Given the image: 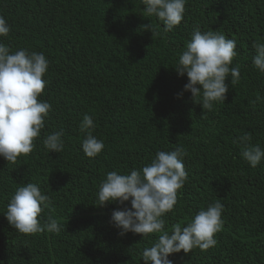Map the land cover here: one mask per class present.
Returning <instances> with one entry per match:
<instances>
[{
    "label": "trees",
    "instance_id": "trees-1",
    "mask_svg": "<svg viewBox=\"0 0 264 264\" xmlns=\"http://www.w3.org/2000/svg\"><path fill=\"white\" fill-rule=\"evenodd\" d=\"M143 7L141 0H0L10 25L0 42L44 53L49 69L38 99L52 105L33 151L15 163L0 158L2 264H142L155 236H121L111 215L123 206L98 207V186L108 172L142 168L176 147L186 153L187 180L164 217L166 230L186 226L217 198L224 211L216 245L173 254L172 264H264V160L251 167L233 142L248 133L264 148V73L252 64L253 44L264 42V0H187L181 24L167 32ZM149 22L154 35L142 28ZM196 27L236 41L230 67L239 66V80H226V99L211 111L183 92L187 76L175 71ZM85 114L105 145L95 158L81 148ZM60 130L64 150L49 153L42 141ZM30 181L51 196L41 221L52 216L59 233L19 234L3 215Z\"/></svg>",
    "mask_w": 264,
    "mask_h": 264
},
{
    "label": "clouds",
    "instance_id": "clouds-1",
    "mask_svg": "<svg viewBox=\"0 0 264 264\" xmlns=\"http://www.w3.org/2000/svg\"><path fill=\"white\" fill-rule=\"evenodd\" d=\"M141 2L144 14L157 18L166 32L179 26L184 19L187 0ZM142 28L155 34L150 22ZM9 32V23L0 16V37L8 36ZM253 48V67L264 73V42H255ZM235 49L236 41L221 32L201 31L196 27L179 53L175 71L179 77L187 76L183 92H190L193 101L203 110L211 111L215 103L225 101L229 77L231 85L238 82L239 66L230 67L237 56ZM48 69L49 60L44 53L27 49L12 52L0 42V158L7 163H15L21 155L33 151L34 141L52 111L49 102L38 99L46 87L43 77ZM94 128L92 117L85 114L79 129L84 134L82 151L89 158L97 157L105 147L104 142L92 134ZM63 135L62 130L46 135L42 141L44 148L49 153L62 152ZM251 140L252 136L245 133L233 142L243 146V159L255 168L264 160V148L251 144ZM184 156L186 153L181 147L158 151L142 168H133L125 174L108 172L98 186V207L110 203L123 206L111 215V222L121 236L129 232L143 239L155 236L151 246L142 251V264H172L169 257L173 254L181 251L189 254L194 248L205 251L217 243L214 237L222 229L224 211L218 198L194 214L186 226L176 223L170 231L166 230L164 217L173 210L178 192L187 180ZM126 202H130V207ZM51 205V196L45 194L38 183L30 181L16 188L3 215L19 234L59 233L61 225L52 216L41 221V213Z\"/></svg>",
    "mask_w": 264,
    "mask_h": 264
}]
</instances>
